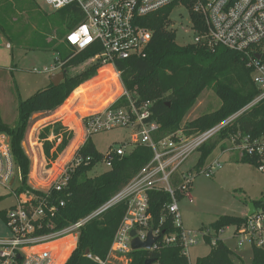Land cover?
<instances>
[{
	"label": "built area",
	"instance_id": "2783aa9c",
	"mask_svg": "<svg viewBox=\"0 0 264 264\" xmlns=\"http://www.w3.org/2000/svg\"><path fill=\"white\" fill-rule=\"evenodd\" d=\"M53 10L75 4L83 14V20L65 34L64 42L72 50L79 52L89 47L99 46L100 51L90 59L99 62L100 67H108L114 74L116 82L120 81V73L116 69V61L132 57H143L151 38L152 31L142 26L140 21L157 10L174 4L171 12L179 7L186 9L193 40L188 44H200L209 49L225 47L230 50L244 52L249 55L247 66L251 70V80L259 93L245 106L230 116L203 131L186 133V128L179 127L164 135L158 136L159 123L152 120V102L138 101V96L128 92L124 87L121 93L105 108L96 110L83 121V142L92 134L115 127H128L133 130L130 139L132 148L135 145L151 149L150 160L106 202L88 215L71 222L61 228H55L52 221L58 206L49 198L51 190L62 191L68 182V172L83 161L74 158L65 162L48 188L41 189L44 194L36 197L28 191L17 192L20 176H14L16 167L10 152L9 137L0 132V183L11 187L18 179V186L12 190L15 204L5 213V225L9 234L0 237V264H57V250L63 246H52L56 241L71 237L73 247L76 246L80 230L88 221L100 217L105 211L118 203H125V211L117 230L114 233L107 257L102 260L90 252L84 256L97 264H107L110 257L127 258L133 251L130 236L132 230L141 241L151 230L156 240L148 249H157L160 245H179L182 253L188 258L189 250L210 233L208 229H188L183 227L178 199L184 196L192 202L190 194L193 179L198 174L211 177L221 167L218 158L196 167L183 169L189 156L198 152L205 143L217 138L221 131L228 128L243 113L260 102H264V0H43ZM170 12V13H171ZM191 14L201 17L203 30H198ZM169 29L172 28L170 14ZM11 48L10 44H6ZM259 55V58H256ZM63 62L44 67L43 73L53 74L61 69ZM10 71L13 68H9ZM121 86H123L121 84ZM123 99L121 104L117 101ZM220 143V155L231 154L240 159L243 154L260 158L258 170L264 172V134L252 136L236 132L229 134ZM81 144V145H82ZM80 145V146H81ZM79 148V147H78ZM126 146H118L105 155V164L109 168L111 154L123 156L127 154ZM132 150V149H131ZM109 157V158H108ZM87 158L86 160H88ZM39 189V188H38ZM162 191L168 194L169 201L164 205L167 215L171 216L175 233L159 234L149 212V192ZM247 216L244 223L232 225L229 239L235 241L236 247H253L264 249V208H255ZM161 217L159 224H162ZM227 228V227H226ZM45 229L48 231L43 232ZM223 229L218 231L219 235ZM212 238L210 245L215 246ZM234 252V249H232ZM69 253V255H70ZM68 255V256H69ZM68 258V257H67Z\"/></svg>",
	"mask_w": 264,
	"mask_h": 264
},
{
	"label": "trees",
	"instance_id": "16d2710c",
	"mask_svg": "<svg viewBox=\"0 0 264 264\" xmlns=\"http://www.w3.org/2000/svg\"><path fill=\"white\" fill-rule=\"evenodd\" d=\"M174 4L165 6L141 19L140 24L152 31L151 41L143 57H132L116 61V69L120 73L123 87L138 96V101L152 102V120L159 123L158 136L179 128L185 114L193 107L202 91L211 89L220 99L217 109L202 114L186 123V133H195L208 129L234 112L248 104L258 93L257 87L251 80V70L247 66L249 55L225 47L209 49L200 44L178 45L175 43V32L169 29L168 16ZM65 34L83 20V14L75 4L58 9ZM198 30H203L201 17L191 14ZM64 34V35H65ZM58 50V47H55ZM100 51L99 46L89 47L74 53L59 51V58L63 62L61 70L64 78L53 85L49 82L44 88L38 89L26 99L17 104V121L10 125L0 117V132L9 137L10 152L16 166L20 184L17 192L28 191L36 197L42 196L41 189L32 188L28 184L30 158L23 149L22 142L30 125L31 117L37 113H48L60 107L69 94L78 98L75 91L82 83L96 75L99 62H93L75 73H67L69 66H78ZM76 52V51H75ZM264 59V54L262 55ZM124 100L120 99L117 104ZM79 126V124H78ZM76 137L68 147L67 157L82 141V133L78 127ZM240 132L260 136L264 134V102H260L239 116L231 126L221 131L219 136L204 145L199 150L196 167L205 164L209 155L229 134ZM52 138V139H51ZM73 138V131L66 128L59 121L43 126L38 139L42 143L44 157L49 164L57 159ZM150 148L135 145L132 150L118 156L111 154L110 167L97 175L88 176V172L95 165L105 159L95 149L91 137H87L83 144L74 152V158L83 161L68 172L67 186L59 192L51 190L50 200L53 203L63 201L58 206L52 221L55 228H61L74 222L98 208L125 185L151 158ZM89 158L88 160H86ZM66 159V157H65ZM63 160V164L66 162ZM242 163L255 166L260 164V158L255 155L243 154L239 159ZM169 201L167 193L162 191L149 192V212L155 228L159 234L175 233L171 216L167 215L164 205ZM255 208H264V195L258 201H252ZM125 203L121 202L105 211L100 217L88 221L80 230L77 243L64 264H97L87 259V252L97 255L104 260L107 257L113 236L117 230L125 211ZM6 213V212H5ZM5 213H2L5 221ZM1 214V212H0ZM164 217L162 224H159ZM247 216L222 215L212 223L201 226L208 229L205 242L210 245L211 239H216L215 246L210 245L208 254L197 257L194 264H240L232 260L235 253L222 240L218 239V231L232 225L244 223ZM48 231L45 229L43 232ZM152 251L133 250L127 255L126 264H144L147 258H153L156 264H190L182 253L179 245H160ZM14 264H20L16 261ZM250 264H264V249L252 248Z\"/></svg>",
	"mask_w": 264,
	"mask_h": 264
},
{
	"label": "rangeland",
	"instance_id": "374dc122",
	"mask_svg": "<svg viewBox=\"0 0 264 264\" xmlns=\"http://www.w3.org/2000/svg\"><path fill=\"white\" fill-rule=\"evenodd\" d=\"M57 10H53L43 0H0V117L10 125L17 121V104L19 100L26 99L38 89L44 88L50 82V75L43 73L44 67L56 65L59 51L67 53L73 51L65 42V29ZM172 28L175 32V43L185 45L193 40L189 15L183 7L174 9L170 13ZM9 43L11 48H7ZM58 47V50H55ZM88 58L78 66H69L67 73H75L92 64ZM9 68H13L10 71ZM63 71L57 69L55 73ZM108 67L97 68L96 75L82 83L75 91L78 98H74L67 106L66 103L72 97V91L63 104L54 111L46 114H34L31 117L29 128L22 142L23 149L29 156L30 180L36 177L41 187L46 189L56 177L63 160L69 162L73 153L67 151L71 142L76 137L80 127L83 139L82 117L108 106L123 90V86L112 77ZM220 99L211 89L201 92L193 107L185 114L179 127L185 129L186 123L196 117L209 113L218 108ZM59 121L63 126L73 131V138L68 146L58 154L57 159L48 165L42 150V143L38 139V133L46 121ZM79 124V126H78ZM81 125V126H80ZM133 130L128 127H115L103 130L91 135V141L103 156L118 146H126L129 153L132 145L129 143ZM52 139V138H51ZM84 140V139H83ZM80 143H78L79 145ZM77 149V148H76ZM217 146L208 157V162L218 158L221 167L214 171L211 177L198 174L194 177L190 194L192 202L184 196L179 197L178 207L181 214L182 225L188 229H198L208 225L222 215L242 216L248 211V205L252 201L262 199L264 195V172L255 166L242 163L229 154L220 155ZM199 153H192L185 162L183 169L191 168L197 161ZM233 156H236V154ZM108 167L102 160L88 172V176L100 174ZM14 176L17 175L16 167ZM37 183V182H36ZM16 178L11 187L0 183V237L7 236L2 213H5L15 204L12 190L18 186ZM232 226L224 228L219 235L227 246L234 249L235 256L232 260L240 264H250L252 249L250 247H236L235 241L229 239ZM73 240L63 243L58 249L57 264H64L72 247ZM210 245L200 241L189 250L188 260L194 264L197 257H202L210 251ZM68 251V252H66ZM126 258L110 257L107 264H126ZM156 264V263H152Z\"/></svg>",
	"mask_w": 264,
	"mask_h": 264
},
{
	"label": "water",
	"instance_id": "95a60500",
	"mask_svg": "<svg viewBox=\"0 0 264 264\" xmlns=\"http://www.w3.org/2000/svg\"><path fill=\"white\" fill-rule=\"evenodd\" d=\"M256 58H259V55H256ZM49 78H50V83H52L53 85H58V83L64 78V71H59L58 73H53L50 75ZM254 210H255L254 204L251 202L248 205L247 215H251L254 212ZM130 236L133 237V239L131 241L132 250H140V249L148 250V249H150V247L152 246V244L156 240V237L152 236L151 230L148 231L147 237L144 241H141L137 237H134L135 236L134 230H132L130 232ZM153 262H154L153 258H147L144 261V264H152Z\"/></svg>",
	"mask_w": 264,
	"mask_h": 264
},
{
	"label": "crops",
	"instance_id": "0c3cea01",
	"mask_svg": "<svg viewBox=\"0 0 264 264\" xmlns=\"http://www.w3.org/2000/svg\"><path fill=\"white\" fill-rule=\"evenodd\" d=\"M111 79L113 80V79H115V76H114V74H112V77H111ZM48 113H50V112H48ZM40 114H46V113H40ZM54 122V120H52V121H46V123L43 125V126H45V125H47V124H49V123H53ZM42 126V127H43ZM81 126V125H80ZM82 141H83V139H82ZM82 141L80 142V144L79 145H77L76 146V148H78L81 144H82ZM23 146V145H22ZM76 148L74 149V151L76 150ZM73 151V152H74ZM229 157L231 158V157H235V158H237V159H239L237 156H233V155H229ZM30 162H31V160H30ZM31 166V165H30ZM30 172H31V168H30V171H29V175H28V184L32 187V188H36V189H38V188H43V187H41L40 186V184L38 183V179L36 178V177H33V180H30ZM37 182V183H36ZM40 182V181H39ZM245 214H247L246 212H245ZM243 216V215H242ZM220 237V236H219ZM220 240H222L223 241V239H221L220 238ZM63 243H69L68 241H64V242H60L57 246H59V245H62ZM223 243H225L224 241H223ZM226 245V244H225ZM229 247V246H228ZM230 248V247H229ZM230 249H233V248H230ZM66 252H68V251H66Z\"/></svg>",
	"mask_w": 264,
	"mask_h": 264
},
{
	"label": "bare ground",
	"instance_id": "6f19581e",
	"mask_svg": "<svg viewBox=\"0 0 264 264\" xmlns=\"http://www.w3.org/2000/svg\"><path fill=\"white\" fill-rule=\"evenodd\" d=\"M72 238L71 237H68V238H65V239H62V240H59V241H56L52 244V246H57L60 242H66V241H70Z\"/></svg>",
	"mask_w": 264,
	"mask_h": 264
}]
</instances>
